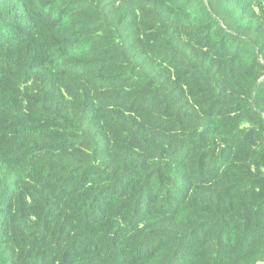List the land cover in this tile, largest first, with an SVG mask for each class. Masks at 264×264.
Returning a JSON list of instances; mask_svg holds the SVG:
<instances>
[{
  "label": "trees",
  "instance_id": "1",
  "mask_svg": "<svg viewBox=\"0 0 264 264\" xmlns=\"http://www.w3.org/2000/svg\"><path fill=\"white\" fill-rule=\"evenodd\" d=\"M0 264H264V0H0Z\"/></svg>",
  "mask_w": 264,
  "mask_h": 264
},
{
  "label": "water",
  "instance_id": "2",
  "mask_svg": "<svg viewBox=\"0 0 264 264\" xmlns=\"http://www.w3.org/2000/svg\"><path fill=\"white\" fill-rule=\"evenodd\" d=\"M259 58H261V54L259 53ZM261 81H258L257 82V84H256V86H255V89L257 88V86L259 85V83H260ZM254 89V90H255ZM252 105H253V107L255 108V109H257V107H256V102H255V98H254V91H253V93H252ZM259 113L261 114V115H263V112L262 111H259Z\"/></svg>",
  "mask_w": 264,
  "mask_h": 264
}]
</instances>
